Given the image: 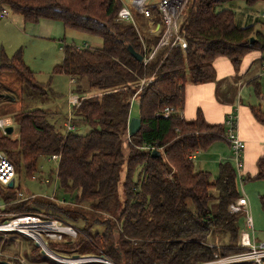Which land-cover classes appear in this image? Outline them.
Returning <instances> with one entry per match:
<instances>
[{
	"label": "trees",
	"instance_id": "16d2710c",
	"mask_svg": "<svg viewBox=\"0 0 264 264\" xmlns=\"http://www.w3.org/2000/svg\"><path fill=\"white\" fill-rule=\"evenodd\" d=\"M231 1L235 0H189L179 32L186 49L166 46L145 62L164 32L156 6L150 8L152 28L143 15H133L142 22V36L135 22L116 21L120 0H0V8L25 23L59 22L64 29L102 41L99 48L64 46L62 60L52 70L54 75L72 78L73 92L81 100L72 109V122L89 127L88 133L77 135L57 128L43 109L12 114L15 138L13 133L0 132V152L29 178L38 170L41 157L57 155L55 175L60 190L75 207L86 205L93 224L102 227L90 232L92 225L86 223L82 208H63L64 200L35 197L6 208L20 214L43 212L80 232L75 239L63 236L61 242H48L52 252L72 258H105L113 264H198L212 261L214 255L239 251L242 214L229 212L230 204L240 197L234 168L230 163L220 164L212 180L209 172L195 170L190 158L226 140L225 121L210 124L200 110L192 120L179 114L162 116L167 108L183 110L187 85L215 79L216 59L226 58L238 69L247 54L264 53V35L255 32L252 24H235L234 12L225 7ZM240 1L248 6L264 2ZM128 46L142 56L141 62L130 55ZM4 71L13 73L28 90L41 88L20 50L12 57L0 54V72ZM141 80L146 85L138 92ZM251 85L260 94L258 79ZM132 99L138 102L141 127L128 137ZM249 110L264 127L260 106ZM151 148L159 156H153ZM247 180L264 181V157L256 161V175ZM14 198V194L4 197ZM259 203L264 211V194ZM101 215L110 219L101 220ZM215 231L226 233L227 240L214 243Z\"/></svg>",
	"mask_w": 264,
	"mask_h": 264
},
{
	"label": "rangeland",
	"instance_id": "374dc122",
	"mask_svg": "<svg viewBox=\"0 0 264 264\" xmlns=\"http://www.w3.org/2000/svg\"><path fill=\"white\" fill-rule=\"evenodd\" d=\"M120 1L122 3V7H130L132 5L131 0ZM157 2L158 0H145V5L153 8L156 6ZM188 6L189 5H187L185 8L186 11L188 10ZM225 7L231 9L234 12L235 24L237 26L244 27L246 25L252 24L254 25L255 32H260L264 35V2H258L253 6H248L243 1L235 0L227 3ZM131 11L133 15L136 12L134 10ZM186 11L180 16L178 20L179 28L180 20L185 18L187 13ZM133 20L135 24H137L136 26L138 28V33L143 36L141 20L134 17ZM30 25V27H32L31 31L28 32V36L24 38L21 45H16L18 46L17 49L15 47L11 48L6 46L4 42L0 40V54L4 53L8 57H12L17 53L16 51L18 48L21 49V58L23 62L34 73V79L41 88L40 90H28L22 86L18 78L13 73L6 71L0 72V119L10 118L12 120V114L21 110L30 111L33 109H43L49 114L47 115L48 121L57 128L60 127L61 130H64L63 124L68 119V112L70 110L69 99L75 96L73 92L75 85L70 83V78L68 76L63 74L54 75L52 70L54 66L61 62L63 54L62 49L64 46H75L78 48H99L102 45V41L97 36L74 30H64L62 24L59 22L41 20L36 24ZM152 25V21L148 20V27L152 28ZM27 31L28 30H26V32ZM3 38L5 41L9 42L19 38L23 39V36L12 31H8L3 34ZM156 48L157 46L153 49V51H155ZM252 71L257 76L260 75L259 63L253 67ZM259 83L260 94L258 90L256 92L253 86H244L241 100L246 106L247 103H251L252 105H260V108L264 111V78L259 80ZM138 114V102L134 99L130 107V117L137 118ZM11 126L14 129L13 135H11L13 136L12 138H15L17 128L14 124ZM74 126L76 129L73 133L77 135H84L90 130L89 127L83 124H74ZM5 136L8 135L6 134ZM203 155L201 157H203ZM229 158V163L234 168L235 165L231 155ZM57 165L58 164L54 161L49 160L48 157H41L38 161V170L33 173V175L38 179L51 178L52 183L49 185H43L39 180H31L29 177L24 175L23 169H19L17 165H14L16 173L14 186L12 188H8L0 185V199L11 194L15 195L16 193H21L23 195L33 194L35 197L43 199L54 198L55 202H62L64 200L65 203L62 205L63 208L69 209L71 211L80 210L82 208V214L86 215L87 218L86 223L92 225L90 232L98 229L101 231V226L93 224L94 219L91 216L89 209H87V206L80 205L75 207V204L70 199V196L64 194L60 190L55 175ZM210 168H212L213 171L207 172L212 174L211 179H214L218 175V166L217 164L213 166V164L210 163ZM247 178L248 177L245 175V173L243 174L242 171V181L237 177L236 186L240 196L245 195L249 202L248 213L253 224V231H250L249 233L250 237L253 239V241H255V243H264V211L261 209L259 203V198L264 194V181L247 180ZM215 204L216 201H213L210 205L214 207ZM82 214L79 216L80 220L82 219ZM101 217V220L104 218L106 220L110 219V217L107 215H101ZM65 223L72 226L70 223ZM80 223L82 222L80 221L79 224ZM238 228L241 232H247L245 226V217L243 215L239 218ZM78 234H80L79 231ZM71 238L75 239L76 236ZM222 240H227V234L223 231H215L213 242L218 244ZM29 249L36 251L33 253L30 252ZM61 255L62 254H60V256ZM45 258L58 264H113L105 258H102L103 260H101L99 257L92 256L81 257V261L74 262L71 260V256L66 257L62 255V262L55 261L51 257L44 255L41 252V249L37 247L33 241L25 238L24 236L15 233L0 234V261H5L9 264H13L12 262L16 264H48L47 262L43 261ZM90 258L91 260H89ZM6 260H9L10 262ZM104 260L106 262H103Z\"/></svg>",
	"mask_w": 264,
	"mask_h": 264
},
{
	"label": "built area",
	"instance_id": "2783aa9c",
	"mask_svg": "<svg viewBox=\"0 0 264 264\" xmlns=\"http://www.w3.org/2000/svg\"><path fill=\"white\" fill-rule=\"evenodd\" d=\"M131 1L132 5L130 7L123 6L120 8L116 16V21L134 23L133 13L131 10L143 15L150 21V7L145 5V0L141 5L136 4V0ZM187 2L188 0H158L156 7L162 17L164 32L159 39L156 50L153 51V53H150L147 59H145V62L150 61L158 49L166 46H179L182 51L186 49V42L179 33L180 28L178 25V20L182 15ZM8 14V9L0 8V18H5L8 16ZM261 75L264 76V64L261 66ZM144 85H146V82L141 80L137 85L138 92L144 87ZM80 102L81 100L76 95L69 99L70 110L68 112V119L63 124V127L67 132H74L76 129L72 123V109L77 108L80 105ZM171 114H179L181 116V110L179 108H167L162 111V116L164 118L169 117ZM11 125L12 120L10 118L0 119L1 134L6 135L4 131ZM225 126L226 141L229 144L231 157L235 165V175L236 178L238 177L242 181V155L245 149V143L239 139L237 133L235 132L236 116L229 115L225 120ZM153 150H155V148H151V151ZM48 159L58 164L59 157L57 155H52L48 157ZM15 176L16 173L14 165L6 158L5 155L0 152V185L8 187V184L13 181L14 186ZM30 179L39 180L43 185H49L52 183L51 178L38 179L32 175ZM14 196V200L11 201L5 200L4 197L0 199V234L15 233L24 236L25 238L33 241L34 244L41 249V252L44 251V255L51 257L55 261L62 262L61 260H63V258L50 250L48 242L61 241L63 236L74 238L77 236L76 229L66 224L63 220L52 217L49 214H45L43 212L20 214L6 211V208L9 206L35 199L33 194L23 195L21 193H16ZM46 199L55 201L54 198ZM248 207L249 202L245 195L240 196L229 206L230 213H241L245 217V226L247 232H239L237 240V247L239 251L223 257L214 255V259L212 261L198 264H264V243H255L249 234L250 231H253V224L248 213ZM81 259V257L71 258V260L74 262H78ZM89 260H91V258Z\"/></svg>",
	"mask_w": 264,
	"mask_h": 264
},
{
	"label": "crops",
	"instance_id": "0c3cea01",
	"mask_svg": "<svg viewBox=\"0 0 264 264\" xmlns=\"http://www.w3.org/2000/svg\"><path fill=\"white\" fill-rule=\"evenodd\" d=\"M30 26L20 16L9 12L7 17L0 18V40L6 46L17 49L18 46L16 45H21L24 38L28 36V32L31 31L32 27ZM26 30L28 31L26 32ZM8 31L18 33L23 36V39L5 41L3 34ZM19 50L22 52L19 48L16 52ZM258 63L259 76L252 71ZM263 63L264 54L259 52H251L243 57L238 69H235L226 58L216 59L214 62L215 79L207 83L187 85L184 107L181 110V116L187 120L194 119L196 112L200 110L204 120L210 124L223 123L229 115L236 116L235 132L239 139L245 143L242 162L243 174L245 173L247 177L256 175V161L260 157H264V127L254 120L249 110L250 106L260 105H252L251 103H247V106L244 105L241 95L244 86L251 87L254 79L259 81L264 78L260 73ZM202 155L203 157H201ZM229 156L230 149L225 140L215 142L207 150L198 151L190 158L193 160L195 170L213 171L210 168V163L213 166L217 164L219 167L220 164L229 163Z\"/></svg>",
	"mask_w": 264,
	"mask_h": 264
},
{
	"label": "water",
	"instance_id": "95a60500",
	"mask_svg": "<svg viewBox=\"0 0 264 264\" xmlns=\"http://www.w3.org/2000/svg\"><path fill=\"white\" fill-rule=\"evenodd\" d=\"M250 41H253V39H250ZM127 49H128V52L130 53V55L137 62L142 61V56L140 54L136 53L130 46H128ZM140 127H141V121L139 118H130L129 123H128V129H127L128 137H132L136 133H138L140 130ZM13 130H14L13 127L10 126V127H7L4 132L7 135H11L13 133ZM152 155L156 156V157L159 156V151L153 150ZM12 187H13V181L8 184V188H12ZM42 253L44 254L45 252L42 251ZM74 258H76V257H74ZM0 264H9V263L5 262V261H0Z\"/></svg>",
	"mask_w": 264,
	"mask_h": 264
},
{
	"label": "bare ground",
	"instance_id": "6f19581e",
	"mask_svg": "<svg viewBox=\"0 0 264 264\" xmlns=\"http://www.w3.org/2000/svg\"><path fill=\"white\" fill-rule=\"evenodd\" d=\"M144 0H136V4H142ZM81 261V260H80ZM103 262H106L105 260Z\"/></svg>",
	"mask_w": 264,
	"mask_h": 264
}]
</instances>
